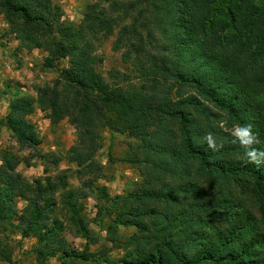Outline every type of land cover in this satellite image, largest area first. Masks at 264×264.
<instances>
[{
  "label": "trees",
  "instance_id": "trees-1",
  "mask_svg": "<svg viewBox=\"0 0 264 264\" xmlns=\"http://www.w3.org/2000/svg\"><path fill=\"white\" fill-rule=\"evenodd\" d=\"M26 2L29 6H14L6 0L7 6L2 1L1 6L21 12L38 31L44 30L50 0ZM154 5L172 49L154 60L151 70L194 87L196 94L174 92L175 85L166 93L110 86L94 69L92 56L83 54L71 59L75 99L45 87L38 101L53 122L67 116L76 126L78 139L68 161L76 163L78 175L92 176L85 186L101 175L95 159L101 125L139 140L128 155L140 165L143 181L115 201L127 207L115 224L137 228L123 246L124 264H264V167L248 163L245 149L220 126L223 120L230 127L251 124L257 146L264 148V0L232 1L235 32L223 36L214 26L208 31L197 23L187 0H155ZM53 53L68 55L64 46ZM152 85L156 88L157 82ZM33 110L32 98L19 97L4 118L22 148L36 149L41 143L28 119ZM208 133L220 145L216 150L208 147ZM43 157L61 160L56 154ZM18 164V157L4 155L0 221L12 223L15 199L25 197L22 235L39 236V264L60 253V264L89 260L88 246L65 249L61 234L70 227L91 237L81 199L94 190L72 187L71 168L29 182L16 171ZM99 192L108 196L105 188ZM60 204L67 225L56 216Z\"/></svg>",
  "mask_w": 264,
  "mask_h": 264
},
{
  "label": "rangeland",
  "instance_id": "rangeland-1",
  "mask_svg": "<svg viewBox=\"0 0 264 264\" xmlns=\"http://www.w3.org/2000/svg\"><path fill=\"white\" fill-rule=\"evenodd\" d=\"M1 1L5 4L6 0H0V167L5 154L18 157L16 171L29 182L71 168L72 187L94 190L81 199L91 237L66 228L61 234L64 248L82 250L88 246L92 253L89 260L76 259L73 264H124L123 246L137 228L115 224L117 214L127 208L123 203L115 205V201L143 181L140 165L130 161L128 155L130 147L136 146L139 140L101 125L100 148L95 154L102 166L101 175L85 186V181L92 176L78 175L76 163L68 161L69 151L78 139L76 126L67 116L53 122L50 111L38 99L42 88L51 87L74 100L71 59L83 54L92 56L94 69L110 86L166 93L175 85L174 92L179 88L185 96L196 94L194 87L151 70L154 60L170 54L172 49L162 32L155 0H50L43 13L48 24L42 31L27 22L21 12L2 10ZM9 1L14 6H29L26 0ZM232 1L236 0H187V4L197 23L207 26L208 31L214 26L223 36L235 32L230 13ZM56 46H64L68 55L61 57L53 53ZM153 82H157L156 88ZM19 97L34 101V110L28 119L41 139L36 149L22 148L4 124L12 101ZM220 126L229 132L233 130L227 120ZM44 154H56L61 160L52 163V158L45 159ZM101 188H105L108 196L99 192ZM27 203L25 197H17V215L12 223L0 221V264H39V236L22 235L20 216ZM61 208L58 205L55 213L65 220V211ZM65 224H68L66 220ZM60 256L62 253L48 257L44 264H60Z\"/></svg>",
  "mask_w": 264,
  "mask_h": 264
},
{
  "label": "clouds",
  "instance_id": "clouds-1",
  "mask_svg": "<svg viewBox=\"0 0 264 264\" xmlns=\"http://www.w3.org/2000/svg\"><path fill=\"white\" fill-rule=\"evenodd\" d=\"M233 143H238L245 149V156L247 162L256 165L257 167H264V148L258 147L260 141L258 134L254 132L251 124H237L233 126L231 132ZM205 140L209 148L216 150L220 146L216 138L208 133Z\"/></svg>",
  "mask_w": 264,
  "mask_h": 264
}]
</instances>
